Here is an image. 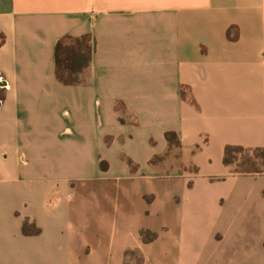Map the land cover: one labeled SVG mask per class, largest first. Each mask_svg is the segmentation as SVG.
Wrapping results in <instances>:
<instances>
[{
  "label": "crops",
  "instance_id": "1",
  "mask_svg": "<svg viewBox=\"0 0 264 264\" xmlns=\"http://www.w3.org/2000/svg\"><path fill=\"white\" fill-rule=\"evenodd\" d=\"M0 34V264H264V171L224 162L264 148V0H0Z\"/></svg>",
  "mask_w": 264,
  "mask_h": 264
},
{
  "label": "trees",
  "instance_id": "2",
  "mask_svg": "<svg viewBox=\"0 0 264 264\" xmlns=\"http://www.w3.org/2000/svg\"><path fill=\"white\" fill-rule=\"evenodd\" d=\"M1 41L4 36L0 34ZM92 59V43L88 35L76 37L67 35L62 37L56 46V75L66 84H77L82 81L83 73L90 66ZM166 138L170 143H179L178 136L174 131L166 132ZM254 156H250V153ZM238 154H242V163H237L236 172H255L264 171V148H245L238 145H227L225 148L224 162L233 166L235 162L240 160ZM244 164H248L249 168H243ZM102 167L106 168V162H102ZM40 229L34 224L26 221L24 223V232L38 233Z\"/></svg>",
  "mask_w": 264,
  "mask_h": 264
},
{
  "label": "rangeland",
  "instance_id": "3",
  "mask_svg": "<svg viewBox=\"0 0 264 264\" xmlns=\"http://www.w3.org/2000/svg\"><path fill=\"white\" fill-rule=\"evenodd\" d=\"M238 156L240 157L239 159L240 160H238L237 162H235L234 164H233V169H237L238 168V166H237V163H242L243 162V160L241 159V157H242V154H238ZM250 156H254V153L252 152V153H250ZM250 166L248 165V164H244L243 165V168H249Z\"/></svg>",
  "mask_w": 264,
  "mask_h": 264
}]
</instances>
